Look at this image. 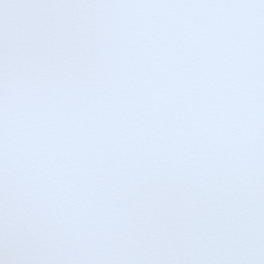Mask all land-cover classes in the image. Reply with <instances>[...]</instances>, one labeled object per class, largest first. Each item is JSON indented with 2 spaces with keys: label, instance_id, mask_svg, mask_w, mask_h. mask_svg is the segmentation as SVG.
<instances>
[{
  "label": "snow or ice",
  "instance_id": "1",
  "mask_svg": "<svg viewBox=\"0 0 264 264\" xmlns=\"http://www.w3.org/2000/svg\"><path fill=\"white\" fill-rule=\"evenodd\" d=\"M0 264H264V0H0Z\"/></svg>",
  "mask_w": 264,
  "mask_h": 264
}]
</instances>
